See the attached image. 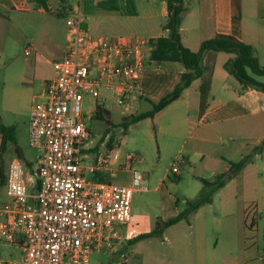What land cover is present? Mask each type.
<instances>
[{"label":"built area","instance_id":"obj_1","mask_svg":"<svg viewBox=\"0 0 264 264\" xmlns=\"http://www.w3.org/2000/svg\"><path fill=\"white\" fill-rule=\"evenodd\" d=\"M90 1L97 6L102 0ZM85 23L83 0H78L67 17V44L53 61L45 99L31 111L29 142L42 148L35 186L26 182L22 159L9 166L0 240L18 246L21 254L0 258V264H91L92 253L118 256L122 225L133 218L135 192L146 189L133 153L127 156L128 182L98 178L111 169L115 156L105 143L92 152L97 144H90L96 135L90 121L98 103L104 106L103 91L125 107L139 97L149 41L95 35ZM25 52L31 54L32 47ZM89 100L94 104L85 114ZM89 157L92 161L86 163ZM183 160L180 155L174 173H180ZM113 264H130V258L119 255Z\"/></svg>","mask_w":264,"mask_h":264},{"label":"crops","instance_id":"obj_2","mask_svg":"<svg viewBox=\"0 0 264 264\" xmlns=\"http://www.w3.org/2000/svg\"><path fill=\"white\" fill-rule=\"evenodd\" d=\"M77 1L49 0L48 4L51 12H55L56 7L57 13H67L68 17ZM0 7L12 12L9 17L0 12V31L10 26L16 27L15 13L25 12L35 7L39 12H48L39 6L35 0H0ZM184 8L180 32L182 42L186 47L198 51L205 39L214 37L218 33L233 34L244 42L253 45L260 60L259 49L264 45V0H184ZM66 9L68 12L65 11ZM83 10L86 25L95 35L117 34L115 37H144L148 39L147 59L150 66L154 67L152 70L147 67L143 73L141 94L135 99L138 102L137 106L131 104L129 107L124 106L123 114L125 117L151 110L155 103L173 90L179 82L181 74L186 70L180 61L157 62L149 58L152 49L151 40L169 36L171 33L170 29L166 27L169 20L168 0H102L97 6L93 5L90 0H83ZM8 23L9 27H6ZM118 33L124 34L118 35ZM66 44L67 35L64 45H58L52 53L55 57L54 60L62 57ZM36 50L37 48H35ZM235 55L233 52L223 50L212 49L206 52L203 75L185 88L177 100L153 116L156 119L163 115L171 116L176 123L182 124L183 130L190 132V141L193 142L185 145L191 154L187 155V160L190 164L194 163L195 165L200 160V165H204L202 171H208L210 180L214 179L217 173L228 171L231 162L241 160L246 155L253 153L257 147H260L252 161L217 190L219 192L229 190L224 197V205L229 209L232 205L247 199L244 193L249 194L250 188H255L258 196L259 185L254 187L252 183H264V179H262L264 174L260 175L261 172L259 171V158L262 157L264 161V91L256 88H241L238 78L229 72L225 66L226 62ZM54 60L47 59L52 64L50 71L37 74L40 82L33 97L34 103L45 99L46 83L55 73ZM261 64L263 63L261 62ZM104 97L108 99V95L102 93V99ZM143 100L149 101L151 108L140 110L139 107L143 104ZM33 105L26 127L28 141ZM192 122L195 123V126L191 125ZM15 132L18 146L9 160V166L15 158L22 159L25 163V178L28 183L27 175H36V167L42 154V148L32 147L29 142V146L36 150L33 153L36 156L30 158L31 149L28 147L26 150L20 149L21 140L24 139L23 130L16 126ZM221 132L228 134V140ZM1 144L2 135L0 134V160ZM102 147V145L99 146V148ZM117 149L115 147L111 149L115 156L111 169L99 176L117 178L121 165L118 164L117 155L122 154ZM95 151L92 150V152ZM91 155L93 154L91 153ZM128 155L124 157L122 154L125 168L128 165ZM34 161L36 166H34ZM8 169L9 167L6 172L4 171L3 178L0 176V188L2 187L4 190V195H0V209L8 198ZM130 177L131 175H129V180ZM35 183H37L36 178ZM241 183H244L242 184L244 192L237 196L235 188L242 186ZM253 201L255 208L251 222H249L251 213L247 212V208L241 212H224L222 213L224 218H216L217 221L225 218L229 221L225 229L222 230L225 237L223 240L225 251L220 260L218 261V257L215 255L219 240L214 244L207 241L206 247L210 255L206 256L204 252H201L198 255L200 258H205L208 264H215L216 260L217 264H264V249L261 250L258 239V237L260 238V231L264 230V217L261 219L263 220L262 224L258 219V214L262 209L261 201L260 199ZM234 217L237 218L235 222L232 219ZM236 222L237 227L234 225ZM249 241H252L253 244Z\"/></svg>","mask_w":264,"mask_h":264},{"label":"rangeland","instance_id":"obj_3","mask_svg":"<svg viewBox=\"0 0 264 264\" xmlns=\"http://www.w3.org/2000/svg\"><path fill=\"white\" fill-rule=\"evenodd\" d=\"M0 10L8 17L12 15V12L4 7H0ZM54 10L55 12L50 10L39 12L35 7L25 12L15 13L16 27H9L8 23L6 27L9 28H3L0 31V115L6 125L19 126L23 130L24 139L21 140L20 149L26 150L27 147L31 149L30 158L36 156L33 154L36 150L29 146L26 127L31 106L34 103L33 97L40 82L37 74L51 70L52 64L47 59L54 60L55 57L52 53L58 45H64L68 32L66 24L68 14L57 13L56 7ZM65 11L68 12L67 9ZM106 35L115 36L117 34ZM29 46L34 48L31 54H26L25 50ZM35 48H37L36 51ZM259 50L260 61L264 64V45ZM147 67L152 70L154 66H150V62L147 60L146 69ZM248 71L251 75L264 81V75H256L251 69ZM240 84L241 88L246 89L243 83L240 82ZM102 93L108 95L107 100L100 99V102L104 103L109 110L112 122L108 123L97 118L90 121L96 134L94 141L90 142V144H97L93 151L96 148L99 149L103 143H105V149L111 150L108 141L114 134L113 147L118 148L117 150H120L124 157L127 154H135L137 157L136 166L145 176L146 189L138 190L134 195L132 221L122 225L123 246H125L123 254L130 258V264H208L205 258H200L198 255L204 252L206 256H209L210 252L207 250L206 242L211 241L214 244L218 240L219 246L215 255L219 261L225 251L223 247L225 237L222 230L225 229L229 221L226 218L217 221L216 218H224L222 216L224 212H241L247 208V212L251 213L249 216V222H251L255 208L253 200L260 199L261 201L262 209L258 214V219L263 224L261 219L264 217V183H252L254 187L259 185L258 196L255 188H250L249 194L244 193L247 199L232 205L229 209L224 205V197L229 190L216 191L213 195L214 201L205 203L200 209L192 212L189 219H184L165 229L162 234H153L130 244V239L153 231L159 220H167L184 212L189 206V201L195 200L202 193L203 179L210 180L209 173L206 170L202 171L204 165H200V160L196 162V165L190 164L187 160V155L190 153L185 145L193 141H190V132L182 129V124L176 123L171 116L163 115L157 119L145 118L126 129L121 125L125 107L118 105L110 92L103 91ZM137 103L135 100L131 101V105L137 106ZM93 104L91 100L84 103L85 114L89 112ZM146 108H151V103L143 100L139 109ZM191 125L195 126V123L192 122ZM106 131L108 133L105 135ZM221 133L228 140V134ZM217 140L219 141L218 138ZM17 146V143L8 142L0 160L3 172H6L9 167V160L14 155ZM37 151L40 152V150ZM122 154L117 155L118 164H121L117 178L102 176L103 180L129 181L130 172L125 170L127 168L123 164L125 162ZM180 155H184L185 160L180 163L181 171L177 175L173 172V166ZM91 161V157L86 159V163ZM34 166H36V162ZM259 168L260 175H263L264 161L262 157L259 158ZM35 178V175H27L29 186L32 187L36 184ZM235 191L237 196H240L244 192L243 185L235 188ZM0 195H4L2 187ZM232 219L234 222L237 221L235 217ZM236 224L237 222L234 223L237 227ZM258 239L261 250H263V229L260 231ZM249 242L253 244L252 241ZM20 254L21 249L18 246L0 240V258H15L20 257ZM118 259L119 255L110 256L106 253H92L90 258L91 264L101 262L113 264ZM215 264H217V260Z\"/></svg>","mask_w":264,"mask_h":264},{"label":"trees","instance_id":"obj_4","mask_svg":"<svg viewBox=\"0 0 264 264\" xmlns=\"http://www.w3.org/2000/svg\"><path fill=\"white\" fill-rule=\"evenodd\" d=\"M39 6L45 10H51L49 7V0H35ZM169 6V20L166 27L170 29L169 36H162L151 40V55L150 60L160 61H180L185 66L186 70L181 74L179 82L175 85L173 90L165 94L153 108L149 111L130 114L125 116L121 125L128 129L132 124L137 123L145 118L153 117L157 112L164 109L173 101L177 100L183 90L189 87L192 82L200 78L204 72V56L209 50H223L235 53V57L229 59L225 66L234 74L238 80L245 85L246 88H256L264 91V81L259 80L249 73L251 69L256 75H264V65L261 64L253 45L244 42L233 34L218 33L214 37L205 39L198 51H194L186 47L181 38V23L184 13V0H168ZM148 60V59H147ZM102 119L106 122H112L111 114L105 106L98 103L96 114L93 120ZM108 132L106 131L105 135ZM0 134L2 135L1 157L6 150L9 141L17 143V137L14 126L6 125L2 116L0 115ZM115 135L109 138V147L113 149V142ZM260 147H257L253 153H250L237 162H231V167L228 171L217 173L212 180L203 179L204 188L198 198L189 201L188 208L178 215L167 220H159L153 231L141 234L134 239H130V244L151 236L153 234H162L164 230L184 219H189L192 212L198 210L205 203L213 201L214 193L223 187L228 180L233 178L242 169H244L249 162L252 161L254 155L258 152ZM95 150H98L97 148ZM0 176L4 177L2 167L0 168ZM102 176H98L100 180ZM125 246L121 248L118 255H123Z\"/></svg>","mask_w":264,"mask_h":264}]
</instances>
